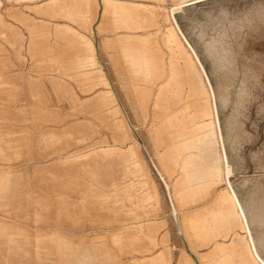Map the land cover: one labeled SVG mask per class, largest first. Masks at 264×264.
<instances>
[{"label": "bare ground", "instance_id": "obj_1", "mask_svg": "<svg viewBox=\"0 0 264 264\" xmlns=\"http://www.w3.org/2000/svg\"><path fill=\"white\" fill-rule=\"evenodd\" d=\"M101 1L104 25L118 31L103 46L119 54L137 115L150 122L157 163L171 183L187 243L195 253L207 247L197 255L199 264H264L227 179L212 87L174 18L181 5L203 0H172L168 12L165 0H149L154 7ZM23 2L35 3L33 17L6 8ZM0 5V123H25L27 132L9 140L11 127L0 129V203L14 205L17 212L10 216L16 220L60 225L63 218L72 232L96 221L110 223L102 230L110 234L100 241L73 240L57 231L32 241L17 222L0 217V264L32 263L30 247L35 261L43 255L50 264H171L168 233L160 232L166 223L153 218L157 189L85 32L98 0ZM30 137L36 155L54 156L55 162L34 169L26 187L30 179L16 171L6 150L18 151ZM178 264L196 263L184 252Z\"/></svg>", "mask_w": 264, "mask_h": 264}, {"label": "rangeland", "instance_id": "obj_2", "mask_svg": "<svg viewBox=\"0 0 264 264\" xmlns=\"http://www.w3.org/2000/svg\"><path fill=\"white\" fill-rule=\"evenodd\" d=\"M115 1L143 4L148 7L155 6V3L149 0ZM14 6L13 4L8 5L6 8L10 12H20L25 17L34 16L32 9L35 7V3L23 2ZM170 6L174 7L172 0H165L162 5L167 12ZM0 9L4 14L5 10L2 5H0ZM102 12V1L98 0L96 15L89 30L87 29L85 32L92 41L96 60L112 89L133 139L138 143L144 165H146L152 183L157 189L160 203L156 212L157 216L155 215L153 218L166 223L160 232L167 231L168 233L169 249L172 253L171 264H178V260L184 252L196 264H199L197 255L205 254L208 251L207 247L198 248L196 249L198 253H195L185 239L179 223L181 213L178 212L171 197V183L161 172L157 163L156 150L152 146L149 135L150 122L142 120L138 116L139 114L137 115L138 111L129 95L128 82L122 75V67L118 60L119 54L115 49L107 50L103 46L114 41L118 31L104 25ZM174 18L202 64L212 87L218 118L216 127L218 137L220 135L222 142H220L221 150H224H222V156L224 152L228 168L227 179L248 220L250 235L257 245L256 249L264 260V0H203L186 6L181 5L175 9ZM56 21L61 24L70 23L65 19ZM71 25L84 31L78 23H71ZM44 58L47 61L49 57L46 55ZM118 72L121 74L120 76L117 75ZM60 104L64 110L68 111V104L64 101H61ZM96 122L100 126L101 137L108 139L106 129L101 123ZM10 123L13 125L14 122ZM23 124L25 123L18 122L15 123V126H10L9 123H0V129L9 132L10 130L7 128L11 127L14 134L9 135V140L10 138L14 140V138L26 135L27 132L24 131ZM37 135L38 133H34L31 137L34 138ZM31 137L26 140V146L20 147L18 151L6 150L9 158L14 160L13 163H16V171L21 172L27 179L32 177L34 169L48 168L55 162L54 156L45 158V156L36 155L31 147V141H33ZM15 152H20L19 158L13 155ZM31 180L26 182V187ZM34 183H37V180H34ZM36 188L39 187L36 186ZM36 192L41 191L36 190ZM5 204L4 202L0 203L2 206L0 211H4L8 215L3 216L0 212V217L6 218L8 224H13L12 221L17 222L15 226L32 241L36 235L47 237L48 233L53 231L64 233L66 234L64 236L73 240L86 237L85 239L100 241L110 234L102 231L104 227L110 226V223L103 221H96L98 224L92 227L89 225L84 227L80 233L68 230L70 223L65 222L63 218L59 219L60 225L35 224L30 221L16 220L10 216L17 212L13 208L14 205L6 206ZM51 209H54L53 205H51ZM33 251L35 249L30 247V256H28L29 260H32L30 264L51 263L43 255L39 261H35L37 259L34 257ZM157 254L158 252L153 256Z\"/></svg>", "mask_w": 264, "mask_h": 264}]
</instances>
